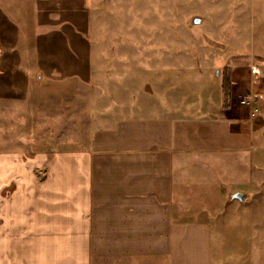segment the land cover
Segmentation results:
<instances>
[{"label":"crops","instance_id":"crops-1","mask_svg":"<svg viewBox=\"0 0 264 264\" xmlns=\"http://www.w3.org/2000/svg\"><path fill=\"white\" fill-rule=\"evenodd\" d=\"M88 7L0 0V104L91 80ZM194 88L166 86L170 113L124 111L87 150L0 154V264H210L203 214L251 184L255 135L233 95Z\"/></svg>","mask_w":264,"mask_h":264},{"label":"rangeland","instance_id":"rangeland-1","mask_svg":"<svg viewBox=\"0 0 264 264\" xmlns=\"http://www.w3.org/2000/svg\"><path fill=\"white\" fill-rule=\"evenodd\" d=\"M88 6L91 80L71 81L62 94L56 87L0 104V154L87 150L88 133L120 115H140L136 110L148 103L170 113L169 89L190 98L194 87L221 88L229 66L230 95L254 130L252 179L238 193L243 200L227 192L221 209L202 221L211 231L210 264H264V0H88Z\"/></svg>","mask_w":264,"mask_h":264},{"label":"trees","instance_id":"trees-1","mask_svg":"<svg viewBox=\"0 0 264 264\" xmlns=\"http://www.w3.org/2000/svg\"><path fill=\"white\" fill-rule=\"evenodd\" d=\"M232 84V71L229 66H226L221 72V93L224 99V109L227 107L225 101L230 97Z\"/></svg>","mask_w":264,"mask_h":264},{"label":"water","instance_id":"water-1","mask_svg":"<svg viewBox=\"0 0 264 264\" xmlns=\"http://www.w3.org/2000/svg\"><path fill=\"white\" fill-rule=\"evenodd\" d=\"M233 197H234V198L236 197V198H238L239 200H243V199H244V196L241 195V194H235Z\"/></svg>","mask_w":264,"mask_h":264},{"label":"built area","instance_id":"built-area-1","mask_svg":"<svg viewBox=\"0 0 264 264\" xmlns=\"http://www.w3.org/2000/svg\"><path fill=\"white\" fill-rule=\"evenodd\" d=\"M251 101H253V100H249V103H251ZM245 102H246V101H244V102H242V103L245 104Z\"/></svg>","mask_w":264,"mask_h":264}]
</instances>
